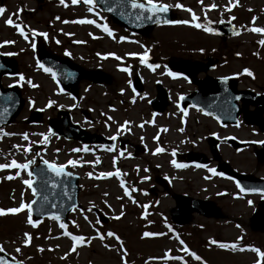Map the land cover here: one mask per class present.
Returning <instances> with one entry per match:
<instances>
[{"label":"rangeland","instance_id":"374dc122","mask_svg":"<svg viewBox=\"0 0 264 264\" xmlns=\"http://www.w3.org/2000/svg\"><path fill=\"white\" fill-rule=\"evenodd\" d=\"M168 1L178 9L180 19L155 36L159 43L171 45L172 57H181L185 51L180 46L185 44L222 43L214 26L229 20L242 31L225 41L234 45L232 63L219 72H235L248 86L264 88V0ZM140 44L92 0H0V52L16 61L18 69L3 83L17 84L26 101L20 115L0 130V250L26 264H264V227L254 230L251 224L260 197L238 195L231 182L213 177L206 168H172L184 167L172 152L181 150L178 141L185 127L176 99L188 89L186 83L169 79L172 101L165 114L154 116L144 101L134 98L132 106L128 79L131 57ZM42 50L62 58L73 56L82 67H99L111 75L114 83L94 86L89 95L99 98L96 108L109 111L110 103L117 108L114 129L118 127L117 133L129 139V146L76 155L73 143L51 134L48 121L58 116L59 109L71 114L73 102L40 65ZM89 88L80 85L78 117ZM118 104L122 109L127 105L129 111L121 114ZM34 110L43 112V123L26 122ZM203 119L211 130L217 128L214 120ZM145 120L154 125L143 126ZM230 131L225 128L221 134ZM222 148L241 170L264 175V163H256L253 147L241 157L226 145ZM39 158L68 169L73 168L71 161L84 167L91 162L93 176L73 170L80 175L82 208L70 213L67 225L54 218H32V165L26 169L25 164ZM164 175L171 177L168 189L156 181ZM155 187L158 195L152 191ZM182 194L211 202L220 198L223 215L208 218L193 213L187 224L176 227L169 218ZM99 215L108 220L102 222Z\"/></svg>","mask_w":264,"mask_h":264},{"label":"flooded vegetation","instance_id":"af4514ba","mask_svg":"<svg viewBox=\"0 0 264 264\" xmlns=\"http://www.w3.org/2000/svg\"><path fill=\"white\" fill-rule=\"evenodd\" d=\"M144 2H153L157 5H168L173 8V12L177 14L178 18L180 16L178 14V9L171 5V2L168 0H141ZM171 25H160L147 32L145 35H141L134 31H131L127 28H123V33L128 34L129 36L141 40V44L139 45V49H137L134 56L131 57L132 60V69L131 75L129 76L128 83L130 92L132 96V106L134 105V101H143L146 103L149 112L153 113L154 116L162 115L168 112L171 101H172V88L170 85V78L174 77L178 80H182L186 83L188 89L183 90L180 94L177 95L176 104L179 110L180 115L183 117L184 129L182 131V138L178 141V144L181 147V150H176L172 152V158L179 164L184 167H176L172 166L173 170L177 169L179 171L193 169L195 171L200 169H209L210 173L213 177L222 178L223 180H227L231 182L234 186L235 191H237L238 195L241 196H251L258 195L259 203L258 209L256 213L264 217V207H261V202L263 199V194L259 192H245L242 188V184L236 178L228 177L227 175L216 173L215 168L224 162H227L231 168L237 172L252 174L257 178H264V175L257 174L256 172H250L246 170H241L237 165L234 164L236 161L231 156L227 158L225 156V150L222 148L224 145L231 149L230 153H234L237 157L242 156V152L252 148L253 156L256 163L262 164L264 163V152L261 154V151L264 150V130L261 126L257 124L250 123L243 115L247 112H252L255 110V107L249 103L246 104L242 101L238 102V110H239V118L236 124L227 123L222 124L216 119L214 116L206 114L201 109L194 106H182L181 98L183 95H188L193 93L198 89V84L195 82L189 81L187 78L174 74L171 71V68L168 65L169 59L172 57L170 53L171 45L167 43H159L160 39L157 38V34L155 36V32L160 28L169 27ZM215 33L217 36L221 38L222 43L204 47L202 45H182L181 50L185 51L183 54L178 55L185 59L190 60H200L206 62V67L208 65H214L212 68L199 71L194 74V80H203V79H215V78H233L231 82H234L232 86L230 83L222 87L225 90V93L230 95L235 94L236 91L241 93L251 92V94L255 93L259 96V98L264 101V88L254 89L251 86L245 84V80L242 79L240 74L235 72H219L221 67H224L228 63H232V55L231 49L234 47L233 44H228L225 41L233 37H223L220 35L219 30L214 26ZM124 35V34H123ZM153 37L158 41V43L153 39ZM120 42V39H118ZM162 41V40H161ZM95 57L97 56L96 53ZM98 57L100 55L98 54ZM91 60L92 55H89ZM89 63V62H88ZM74 66H78L85 72L79 73L75 70ZM107 72L103 71L101 68H93L92 66L82 67L79 63L74 61L73 56H71V82L74 83L79 75H84L79 79L77 84V91L74 92L71 90V101L73 104L71 105V127L76 126L81 129L82 133L86 136L87 139L92 141V139H99L105 142L99 143H85L83 140H77L75 138H71V143H73L72 153L80 154L84 150L95 149L100 153H103L104 150L113 151L117 146H122L126 148L129 146V139H123L119 131V128H115V120L113 116L117 113V108L110 103L108 109L105 107L104 110L101 108H96L95 104L100 102L98 97H93L89 95L91 93L92 87L96 86H104L114 83L111 75L106 74ZM80 76V77H81ZM108 77V81H107ZM8 78V77H7ZM82 83H86V85L90 86L86 99H83L84 108L80 111V117L76 114L79 110V105L81 103V94H80V85ZM149 90L150 93H146V90ZM233 92V93H232ZM253 92V93H252ZM93 93V90H92ZM96 93V92H94ZM145 94V95H143ZM106 95V94H105ZM143 95L140 99V96ZM134 98V101H133ZM120 102H123L124 99L120 98ZM93 104V105H91ZM113 106V107H112ZM120 108L121 114L124 111H129L128 106L125 105L124 109H122V105L118 104ZM123 110V112L121 111ZM133 110V107H132ZM194 113V114H193ZM193 118L191 119V117ZM212 119L216 122L217 128L215 130H211V128L204 123V119ZM260 118L264 120V103L262 104V111ZM44 117H41V121ZM59 119L58 116L55 118H51L48 122V125L51 121L56 122ZM43 123V122H41ZM153 126V122L150 124L147 120L143 121V126L149 127ZM162 127H160L161 129ZM220 128H229L231 131L225 135H222L223 129ZM114 129V130H113ZM117 130V131H115ZM252 135V136H251ZM254 135V136H253ZM214 138V139H213ZM214 140V141H211ZM255 139L256 141H254ZM163 144V142H161ZM137 150L140 148L138 146ZM161 147V146H160ZM217 148V149H216ZM216 149V150H215ZM145 152V149L142 148ZM162 152V149L159 150ZM83 153V152H82ZM85 153H87L85 151ZM158 153V152H157ZM96 156L98 154L96 153ZM244 157V156H243ZM85 161V158H83ZM98 159V157L96 158ZM263 159V160H262ZM203 161V162H202ZM202 162V163H201ZM205 162V164H204ZM87 165V166H86ZM71 170H81L85 172L87 175H94L91 173V162H85V167L81 164L80 166L77 163H73L71 161ZM83 166V167H82ZM176 171V170H175ZM91 173V174H90ZM97 175V173H96ZM161 177V178H159ZM157 183L161 184L165 189H168L171 186V177L169 175L158 176L156 177ZM162 181V182H161ZM164 183V184H163ZM155 195H158L157 188L152 189ZM187 195V194H182ZM192 197L190 195H187ZM175 197V196H174ZM192 198L202 199L199 195L194 196ZM206 201V200H204ZM220 198H215V207L219 211L220 214L223 215L221 206L219 205ZM171 217V213H170ZM172 221V218H169ZM175 224L173 221L171 222ZM252 223V222H251ZM171 225V224H170ZM176 225V224H175ZM174 225V226H175Z\"/></svg>","mask_w":264,"mask_h":264},{"label":"water","instance_id":"95a60500","mask_svg":"<svg viewBox=\"0 0 264 264\" xmlns=\"http://www.w3.org/2000/svg\"><path fill=\"white\" fill-rule=\"evenodd\" d=\"M102 10L109 13L111 20L115 24L146 34L157 25L172 23L176 21L171 8L158 7L151 3H144L137 0H93ZM223 35H238L241 29L229 21L219 24ZM40 62L44 68L51 70L60 80L63 88L70 91H77V84L84 75H79L74 83L71 82V62L68 59L40 53ZM169 65L174 72L184 75L194 81V74L206 69V63L201 61H190L182 58H171ZM210 66V65H209ZM212 66V65H211ZM210 66V67H211ZM79 73L85 74L80 67L74 66ZM17 72V63L7 60L0 53V128L10 124L21 112L25 100L18 87L12 86L4 88L1 78L4 74L14 75ZM81 76V77H80ZM233 78L205 79L194 81L199 85V89L194 93L183 96L184 106L193 105L200 108L205 113L216 116L222 123L235 122L240 114L237 110V101L242 99L244 103H252L257 106L253 113H245V118L251 123H256L264 129V120L260 119L262 111V101L251 92H237L235 94L225 93L223 86L231 82ZM107 77V81H108ZM233 93V92H232ZM39 111L33 113L28 120L29 123H36L40 117ZM61 119L51 122L52 134L63 136L66 139L75 138L90 142L78 127H71V119L67 112H60ZM100 142V140H93ZM216 150V149H215ZM264 150L261 151V154ZM263 156V155H262ZM263 160V159H262ZM217 172L225 173L239 180L242 188L247 192L264 193V179H255L253 176L239 174L231 170L227 164H221ZM32 187L35 193L30 209L34 220L45 217H55L68 223V216L74 208H80L79 202V177L71 173L65 167L55 166L47 161H39L33 167ZM264 207V202L262 204ZM201 213L207 217H220V213L212 203L201 200L180 197L177 199V207L172 211V218L179 224L188 223L193 212ZM105 220V218H103ZM264 226V217L256 214L252 217V228L260 230ZM0 264H25L10 257L5 252L0 251Z\"/></svg>","mask_w":264,"mask_h":264},{"label":"bare ground","instance_id":"6f19581e","mask_svg":"<svg viewBox=\"0 0 264 264\" xmlns=\"http://www.w3.org/2000/svg\"><path fill=\"white\" fill-rule=\"evenodd\" d=\"M28 11H29V12H32L33 10H32V9H29Z\"/></svg>","mask_w":264,"mask_h":264}]
</instances>
